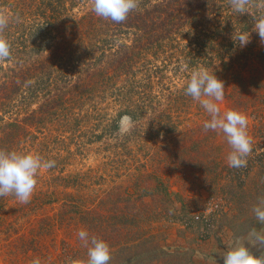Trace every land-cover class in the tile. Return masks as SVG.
<instances>
[{
  "label": "trees",
  "instance_id": "trees-1",
  "mask_svg": "<svg viewBox=\"0 0 264 264\" xmlns=\"http://www.w3.org/2000/svg\"><path fill=\"white\" fill-rule=\"evenodd\" d=\"M92 2L0 0L10 18L0 35L11 45L0 60V150L55 161L28 203L0 197L7 261L48 264V241L62 229L50 264H84V229L109 244V264H170L186 254L168 242L172 226L197 240L252 227L264 200V42L253 29L262 0L243 14L229 0H137L120 23L98 17ZM241 34H250L244 47ZM200 69L224 81L228 110L248 118L246 167L228 166L226 137L203 128L209 115L186 125L195 109L207 115L184 92ZM124 116L131 127L122 134ZM95 144L116 169L136 165L126 182L105 186L104 175L70 171ZM48 211L31 238L19 235L22 218Z\"/></svg>",
  "mask_w": 264,
  "mask_h": 264
},
{
  "label": "clouds",
  "instance_id": "clouds-1",
  "mask_svg": "<svg viewBox=\"0 0 264 264\" xmlns=\"http://www.w3.org/2000/svg\"><path fill=\"white\" fill-rule=\"evenodd\" d=\"M231 8L238 14L248 13L249 0H229ZM264 7V0L259 5ZM137 7V0H93L92 11L105 20L120 23L126 20L128 14ZM9 17L0 14V32L9 24ZM253 29L264 42V18L259 19ZM241 47L250 42V34L237 37ZM11 57V45L0 35V60ZM186 95L197 101L207 112L210 119L204 122L205 130L222 132L231 146L227 155L229 167L241 168L247 165V156L252 151V141L247 132L248 118L238 110L221 112L218 102L225 97L224 81L215 72L206 69L194 71L184 88ZM54 160H44L38 154L17 153L0 150V197L13 195L21 204L28 203L35 191L37 177L42 169H51ZM256 221L264 224V200L253 207ZM78 239L87 247L88 259L84 264H109L111 248L103 239L90 237L87 230L77 233ZM247 242V244L245 243ZM250 246L264 247V227L252 228L243 237L227 244V250L222 253L223 264H264V255H255ZM32 264H40L34 259Z\"/></svg>",
  "mask_w": 264,
  "mask_h": 264
},
{
  "label": "rangeland",
  "instance_id": "rangeland-1",
  "mask_svg": "<svg viewBox=\"0 0 264 264\" xmlns=\"http://www.w3.org/2000/svg\"><path fill=\"white\" fill-rule=\"evenodd\" d=\"M218 103L223 112L228 110V102L226 97H224V99ZM207 116L208 114L206 115L205 113L198 114V110L195 109L191 116V121L186 122V125L194 124V122L205 119L207 118ZM249 121L250 123L254 122L252 118ZM130 127V117L124 116L120 121V132L122 134H125L126 132H128ZM100 146L101 144H95L90 146V149L87 150L84 155L78 156L74 164L69 167L70 171H91L94 175H104L107 179V183L105 186L114 185L115 181L117 183L126 182L128 177L126 173L134 172L136 165H132L130 170H127V166L120 167V169H116L111 162V158L113 155L110 154V152H106L103 147ZM73 148L75 149V147ZM130 163L132 162L130 161ZM118 175H120V177H118ZM39 187L46 188L43 182L38 186V188ZM13 203L14 201L12 202V204ZM55 211H48L46 214H32L29 217L22 218L20 220V223L23 225V229L19 235L25 234L27 237L31 238V229H38L41 220L48 216L53 217ZM31 223H33V225H31ZM250 227L251 223L249 222L247 227L245 225L244 227L236 228V230L234 231L229 229L220 230L218 232H215V234L207 240H197V234L192 233L185 236L184 234H179L177 226H172L171 228L166 229L168 242L177 246L184 245L186 248L181 251L183 253H185L186 251V254L180 256L178 259H174L170 264H177L178 262V264H223L222 253L227 250L228 243L234 242L237 238L245 236L247 232L254 227L258 230L261 229L262 227H264V224H261L255 219L251 229ZM19 235H14L11 239L15 240ZM56 235L57 236L56 238L54 237V240L51 241V239H49L48 241V244L50 245L52 251L50 258L48 259V264H50L51 261H54L55 259L59 258V255L62 252V240L65 238V233L62 229H58ZM2 238H6V236L3 235L2 237H0V264H10L7 261V251L9 249L5 246V244L8 245V242H5ZM73 240L74 238L71 241ZM245 243L247 244V242ZM249 247L255 255H264V247H253L250 245ZM22 264L30 263L24 261L22 262Z\"/></svg>",
  "mask_w": 264,
  "mask_h": 264
}]
</instances>
